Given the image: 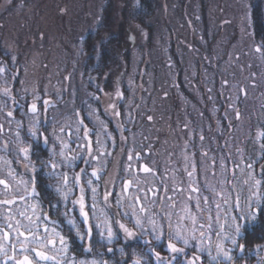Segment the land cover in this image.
Returning <instances> with one entry per match:
<instances>
[{"label": "snow or ice", "instance_id": "1", "mask_svg": "<svg viewBox=\"0 0 264 264\" xmlns=\"http://www.w3.org/2000/svg\"><path fill=\"white\" fill-rule=\"evenodd\" d=\"M6 2L11 6L14 0ZM139 6L140 0H136L135 7ZM95 25L106 26L102 15L96 17ZM255 51L264 52V43ZM16 63L14 56L10 63L0 61V80L6 85L0 88V113L9 100L12 104L5 115L9 128L0 123V137L8 135L6 140L0 138V264H205V260L207 264H250L253 259L255 264H264V242L253 244L250 239L256 225L264 221V164L260 163L264 160V121L258 123L254 136L250 129L243 141L234 135L236 128L228 111L216 119L210 138L200 127L198 145L197 130L193 129L180 157L182 166L171 167L170 159L172 175L166 172L159 185L140 186L147 181H141L138 172L151 175L155 181L159 169L155 161L151 167L139 163L137 169L144 156L129 148L123 171L132 178L119 177L118 193L116 177L111 187L105 183L101 199L104 166L100 160L112 155L117 143L113 133L98 115L93 121L97 127L84 123L85 119L92 121L95 110L84 116L76 111L74 121L69 118L62 124L50 121L48 112L56 105L38 90H33L31 103L25 97L17 100L14 86L6 79L9 75L13 81L19 79V71L9 72ZM115 96L117 102L124 98L119 88ZM109 108L116 117L121 116L115 103ZM228 108L233 109V104ZM14 111H21L23 119L15 120ZM234 112L239 121V108ZM128 119H132L131 113ZM222 120L228 121L227 135ZM184 127L188 129L187 124ZM125 130L124 124L117 125L121 153L128 143ZM218 137L224 138L222 144ZM206 139L210 140L207 147ZM197 147L201 149L200 161L191 151ZM207 160H211L207 165L211 173L204 167ZM181 171L184 179L177 182ZM181 196L183 199H178ZM256 239L264 241V235ZM117 253L119 259L115 258ZM106 254L112 258L104 259Z\"/></svg>", "mask_w": 264, "mask_h": 264}, {"label": "rangeland", "instance_id": "2", "mask_svg": "<svg viewBox=\"0 0 264 264\" xmlns=\"http://www.w3.org/2000/svg\"><path fill=\"white\" fill-rule=\"evenodd\" d=\"M154 1L155 14L148 20L149 25L142 27L134 20L126 21L136 0L131 4H126V0H14L11 6L6 0H0V48L6 54H0V58L5 56L4 63H10L11 57H16L17 63L9 67V72L19 71V79L13 81L7 76L8 85L16 90L13 92L16 99L25 97L31 103L33 90H38L43 98L51 99L56 105L48 112L50 121L54 119L61 124L69 118L74 121L76 111L84 116L95 110L92 121L85 119L84 123L89 128L97 127L93 121L98 115L116 138L112 155L100 160V166H104L100 177L101 199L105 183L111 187L116 177L118 193L119 177L132 178L123 171L129 148L144 156L137 163V169L139 163L151 167L155 161L158 166L155 181L151 175L137 173L141 181H147L140 186L149 187L153 182L159 185L160 177L166 172L171 177L170 159L171 167L182 166L180 157L193 129L197 130L198 145L200 127L210 138L215 133L216 119L228 111L236 128L234 135L243 141L250 129L254 136L258 123L264 121V53L255 51L261 43L255 38L253 25V10L260 0ZM106 7H109L107 15ZM98 15H102L104 22H114L106 36L120 35L123 27L122 33L127 39L120 49L121 61L101 80L87 77L82 71L83 41L98 31L95 25ZM117 88L124 94L119 102L115 96ZM45 90L47 96H44ZM114 103L121 112L120 117L109 108ZM229 103L233 109L228 108ZM8 105L6 113L12 110L10 100ZM39 106L43 111L42 101ZM237 107L241 113L239 121L235 120ZM129 113L132 119H128ZM13 114L15 120L23 119L21 111ZM2 122L8 129L5 117ZM222 123L227 135L228 121L222 120ZM118 124L125 125L124 135L128 137L123 153L120 134L116 131ZM15 126L13 121L11 127ZM48 126L51 129L53 125ZM2 138L8 139V135ZM223 139L218 137L217 142L222 144ZM209 143L206 139L205 146ZM248 148H252L251 141ZM191 151H195V159L200 161L201 149ZM169 153L173 155L169 157ZM260 163L264 164V160ZM208 164L211 160L204 165L211 173ZM256 167L258 170L259 165ZM176 179L177 182L184 179V173L181 171ZM168 186L171 189V179ZM110 199L114 205L115 196Z\"/></svg>", "mask_w": 264, "mask_h": 264}, {"label": "trees", "instance_id": "3", "mask_svg": "<svg viewBox=\"0 0 264 264\" xmlns=\"http://www.w3.org/2000/svg\"><path fill=\"white\" fill-rule=\"evenodd\" d=\"M126 1V4H131L134 2V0ZM153 2L155 1L140 0V6L138 8L135 7L131 11L129 10V20L126 21L134 20L136 21V24H139L142 27H147L149 25L148 20H151L155 14V3ZM108 9L109 7L105 8L104 13L106 15L109 14ZM253 22L255 38L259 43L262 44L264 43V1L260 0V2L255 5L253 10ZM104 23L106 25L104 28H99L96 33H90L83 41V51L85 58L82 62V71L87 77H94L97 78V80H101L102 76L109 74L112 68L121 61L122 55L120 54V49L122 48L124 42H127L125 34L122 33L123 27L120 28L122 31L120 35L113 34L106 36V34L111 31V25H113L114 22L111 20L110 22L108 21ZM102 36L104 37L103 40L100 39ZM94 44H103L104 47L102 50H100L97 47H94ZM97 51H100V55L96 54ZM86 56L88 57L87 60ZM181 89L184 88L182 87ZM261 235H264V221L258 223L254 231H252L250 234V239H252L253 244L264 242L256 239V237ZM135 243H139V241H136ZM100 251H103V249H100ZM255 255L256 253L253 251L252 256L255 257ZM103 258L111 259L112 257L110 254H106ZM115 258H120L118 253ZM205 264H207V262H205ZM250 264H255V259L251 260Z\"/></svg>", "mask_w": 264, "mask_h": 264}, {"label": "flooded vegetation", "instance_id": "4", "mask_svg": "<svg viewBox=\"0 0 264 264\" xmlns=\"http://www.w3.org/2000/svg\"><path fill=\"white\" fill-rule=\"evenodd\" d=\"M0 54H3V55L6 56V54L3 53V51H2L1 48H0ZM0 56H1V55H0ZM5 56L1 57V58H0V61L5 62ZM2 59H3V60H2ZM6 79H7V78H6ZM0 85L5 86V83H4L3 80H0ZM5 113H6V108L4 109L3 113H0V121H1V119H3V118L5 117ZM2 124H3L4 127H5V124H4L3 122H2ZM0 138H2V137H0ZM2 139H4V138H2Z\"/></svg>", "mask_w": 264, "mask_h": 264}]
</instances>
